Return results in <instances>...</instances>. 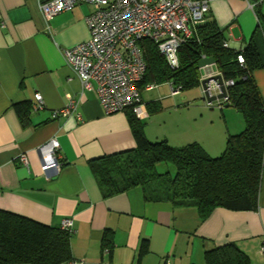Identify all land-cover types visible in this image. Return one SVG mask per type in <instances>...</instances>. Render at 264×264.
Listing matches in <instances>:
<instances>
[{
  "label": "crops",
  "instance_id": "crops-1",
  "mask_svg": "<svg viewBox=\"0 0 264 264\" xmlns=\"http://www.w3.org/2000/svg\"><path fill=\"white\" fill-rule=\"evenodd\" d=\"M92 10L79 3L57 14L48 33L36 0H0V209L53 227L70 217L72 260L82 264H204L206 248L229 241L252 264H264V154L255 210L216 208L201 220L195 207L145 200L141 187L102 195L88 161L132 149L135 140L127 112L106 114L95 90L81 92L62 56V49L89 39L85 17ZM204 21L222 29L229 49H243L259 32L258 21L264 38V0H212ZM198 70L200 80L219 73L215 63ZM251 75L264 103V67ZM163 83L170 88L171 81ZM193 88L170 90L171 103L164 106V98L145 101L142 92L153 88L144 87V134L174 147L197 142L210 155H219L228 135L244 128L243 116L230 105L198 103L200 83ZM36 93L43 103L38 109ZM69 99L76 102L75 110L54 117ZM52 139L58 143L54 150ZM52 151L56 163L43 169L42 157ZM104 237L111 251L103 249Z\"/></svg>",
  "mask_w": 264,
  "mask_h": 264
},
{
  "label": "trees",
  "instance_id": "trees-1",
  "mask_svg": "<svg viewBox=\"0 0 264 264\" xmlns=\"http://www.w3.org/2000/svg\"><path fill=\"white\" fill-rule=\"evenodd\" d=\"M205 20V19H204ZM259 28V29H258ZM194 34L178 49L179 65L170 67L156 44L142 39L140 45L146 72L138 83L141 92L150 83L171 81V86L188 90L200 83L197 61L213 57L226 87L228 104L243 116L244 128L229 134L224 150L216 156L197 142L174 147L166 140L150 141L143 122L125 109L135 140L132 149L103 155L88 161L104 197L141 187L147 201H168L174 206L195 207L201 220L216 208L255 210L264 154V103L252 70L264 67L263 25L243 49L225 46L222 29L214 21L196 25ZM263 33V32H262ZM242 54L244 64L237 55ZM168 163L173 171L160 172L157 165ZM71 233L30 217L0 209V264H63L72 260ZM113 245L103 238V249ZM146 247L140 249V255ZM204 264H252L250 258L229 241L206 248Z\"/></svg>",
  "mask_w": 264,
  "mask_h": 264
},
{
  "label": "built area",
  "instance_id": "built-area-1",
  "mask_svg": "<svg viewBox=\"0 0 264 264\" xmlns=\"http://www.w3.org/2000/svg\"><path fill=\"white\" fill-rule=\"evenodd\" d=\"M43 18L45 29L50 33V20L57 14L73 9L79 3L93 6L85 17L90 37L71 47L62 49L65 64L78 77L81 92L95 90L99 103L106 114L131 109L138 118H145L148 113L142 102L138 83L146 72V62L140 41H153L172 68L179 65L178 49L188 40L194 27L203 22L210 9L212 0H36ZM1 26L3 23L1 22ZM225 46L228 42L224 41ZM240 64H244L242 54L237 55ZM220 74V73H219ZM232 80H223L224 86ZM153 84L146 85L147 89ZM171 94L180 92V87L170 84ZM207 90L209 95L219 92L216 81H210ZM204 97V90H202ZM205 98V97H204ZM35 108H41L42 97L35 94ZM226 96L210 101L205 98L207 106L223 107ZM76 108V102L69 99L66 106L54 111L53 116H68ZM77 117L81 118L79 113ZM53 150L58 147L52 139ZM45 161L42 168L54 166V152L42 157ZM20 161L27 164L25 154ZM61 228L72 233L73 221L66 217ZM108 252V248H105ZM264 252V244L261 246ZM69 264H82L81 261H70Z\"/></svg>",
  "mask_w": 264,
  "mask_h": 264
},
{
  "label": "rangeland",
  "instance_id": "rangeland-1",
  "mask_svg": "<svg viewBox=\"0 0 264 264\" xmlns=\"http://www.w3.org/2000/svg\"><path fill=\"white\" fill-rule=\"evenodd\" d=\"M153 89L152 90H144L142 92V98L145 100V101H149L151 100L153 97H159V98H164L163 99V105L164 106H167L169 103H171V96L169 95L170 93V88H169V85L168 83H163V84H159L157 85L156 83H153ZM188 91H196V89H190ZM186 92V91H185ZM196 101L198 103H201V104H204L205 103V98L203 97V95L197 91V96L195 97ZM176 100H178L179 103L177 104H180L179 106H183L184 105V101L182 100L181 98V95H178L175 97ZM214 102H217L216 100H214ZM175 105V104H174ZM157 170L160 171V172H163L165 170H170L171 172L173 171V166L171 164H168V163H160L157 165Z\"/></svg>",
  "mask_w": 264,
  "mask_h": 264
},
{
  "label": "water",
  "instance_id": "water-1",
  "mask_svg": "<svg viewBox=\"0 0 264 264\" xmlns=\"http://www.w3.org/2000/svg\"><path fill=\"white\" fill-rule=\"evenodd\" d=\"M213 63H215L213 57L202 56L197 61L196 66L198 69H200V68H203V67L210 65V64H213ZM211 80L216 81L218 86H219V92L217 94H214V95H209V92L207 90V86ZM200 85H201V89L204 90V97L210 101L221 99V98L226 96V87L224 86L223 79L219 73L215 74V75H210L208 77L201 79ZM225 105L227 106L228 104H225Z\"/></svg>",
  "mask_w": 264,
  "mask_h": 264
}]
</instances>
